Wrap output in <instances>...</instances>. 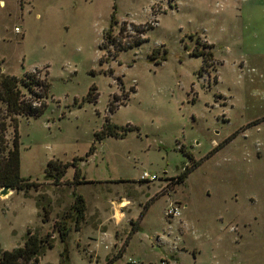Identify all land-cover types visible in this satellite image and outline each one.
Returning <instances> with one entry per match:
<instances>
[{"label":"rangeland","instance_id":"1","mask_svg":"<svg viewBox=\"0 0 264 264\" xmlns=\"http://www.w3.org/2000/svg\"><path fill=\"white\" fill-rule=\"evenodd\" d=\"M0 1V73L37 69L49 83L43 112L17 117L19 173L37 186L0 195V252L30 229L53 239L35 264H264V0ZM111 12L116 40L144 41L117 54L101 45ZM106 117L138 129L94 143L78 161L86 182H70L72 165L57 184L43 178L48 161L84 156ZM180 146L201 164L177 183ZM144 170L158 179L139 180ZM72 190L85 216L62 243L53 223ZM168 203L178 217L164 216Z\"/></svg>","mask_w":264,"mask_h":264},{"label":"trees","instance_id":"2","mask_svg":"<svg viewBox=\"0 0 264 264\" xmlns=\"http://www.w3.org/2000/svg\"><path fill=\"white\" fill-rule=\"evenodd\" d=\"M156 19L148 21L144 25H131L134 27L136 34L143 33L147 29L153 28ZM116 22L114 12L110 14V25L107 29L103 30L102 43L107 46H111L116 52L125 50L133 45L140 44L145 38L136 37L134 40L122 41V39L116 40L110 33V27ZM124 24L120 26V30L124 29ZM156 52L154 49L153 53ZM191 54H197L195 50L191 51ZM163 58V55L161 59ZM104 61L100 58V62ZM25 88V92L21 89ZM49 89V83L46 76H41L39 70L27 71L22 77H16L10 74L0 73V188L8 186L10 190H22L26 191L31 187H36L37 182L30 180L29 177H22L19 173V152H18V134L16 130L17 117L18 116H38L41 114L45 107L44 98L47 96ZM98 94L94 91V86L89 87L86 100L95 102ZM115 104L110 102L108 110L114 109ZM8 126L12 127L13 133L11 140L6 138V131ZM138 128L131 125L118 126L111 123L107 117L102 127L94 132V140L89 146L84 156L74 157L72 162H61L58 159L48 161L44 168L43 178L51 180L54 183L62 181V177L66 172L69 165L74 167L73 179L70 181L73 185L86 182L80 175V169L78 165L79 160H83L85 157L92 154L95 150V142L101 141L106 136H113L116 138L124 137L128 132L137 130ZM235 134H231L214 146L205 157L211 156L221 146L226 144ZM180 150L189 159V163L183 165L181 171L176 175L175 182H183L188 174L201 164V159H195L191 153H188L182 149ZM73 201L66 211L61 220H56L53 223V230L57 232V235L62 243L67 239L70 231L71 224L73 228L79 229L81 222L84 219L85 213V200L82 195L72 190ZM146 207V205L144 206ZM47 209L43 208L44 221L47 214ZM143 211L140 213L142 216ZM51 233H46L44 236L38 235L36 232L27 230L25 240L21 246L15 247L11 250H2L0 252V264H35L37 262L38 253L43 247L51 248L53 246V239L50 237ZM65 250H63L64 253ZM109 260L106 264H111Z\"/></svg>","mask_w":264,"mask_h":264},{"label":"crops","instance_id":"3","mask_svg":"<svg viewBox=\"0 0 264 264\" xmlns=\"http://www.w3.org/2000/svg\"><path fill=\"white\" fill-rule=\"evenodd\" d=\"M0 3H2V1H0ZM234 138V137H233ZM233 138H231V140L233 139ZM231 140H229V141H231ZM228 141V142H229ZM176 142V141H175ZM219 142H217L216 143V141L215 140H213L212 141V146L214 147V146H216L217 144H218ZM227 144V143H226ZM226 144H224L223 146H221V148H223ZM180 145L181 146H183L184 144L183 143H180ZM212 147V148H213ZM221 148H219L217 151H219ZM183 149H184V146H183ZM216 151V152H217ZM187 152V151H186ZM215 152V153H216ZM214 153V154H215ZM207 154V153H206ZM205 154V155H206ZM193 157V156H192ZM193 158H195V157H193ZM196 159V158H195ZM198 159V158H197ZM164 173H166V172H164ZM164 177H166V178H169V176H164ZM164 182L161 184V186H160V189H162L163 188V190H164V188H166V186H167V184H168V181H167V179L165 180H163ZM79 194V193H78ZM168 194V193H167ZM171 194V193H170ZM81 195V194H80ZM159 195H163V194H159ZM83 197V196H82ZM124 199V198H123ZM85 200V199H84ZM128 202V200L127 199H124L123 201L122 200H120V201H114L113 203H114V210H112V213H113V215L116 217V219H115V222H118V221H120L125 215H124V213L122 212V210H121V208L126 204ZM85 204H86V200H85ZM183 205L185 206V203H183ZM112 213H111V216H112ZM84 216H85V213H84ZM103 217V216H102ZM94 240H96V238L94 239Z\"/></svg>","mask_w":264,"mask_h":264},{"label":"built area","instance_id":"4","mask_svg":"<svg viewBox=\"0 0 264 264\" xmlns=\"http://www.w3.org/2000/svg\"><path fill=\"white\" fill-rule=\"evenodd\" d=\"M155 23V22H154ZM158 179V176L155 173L147 172L146 170L142 171L139 176V180L152 182ZM163 214L167 218H174L179 216L178 206L174 203H168L163 211Z\"/></svg>","mask_w":264,"mask_h":264},{"label":"water","instance_id":"5","mask_svg":"<svg viewBox=\"0 0 264 264\" xmlns=\"http://www.w3.org/2000/svg\"><path fill=\"white\" fill-rule=\"evenodd\" d=\"M10 192V188L8 186H4L0 189V195H6Z\"/></svg>","mask_w":264,"mask_h":264}]
</instances>
